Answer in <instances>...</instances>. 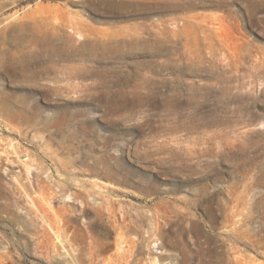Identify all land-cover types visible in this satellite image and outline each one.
<instances>
[{"label":"rangeland","instance_id":"obj_1","mask_svg":"<svg viewBox=\"0 0 264 264\" xmlns=\"http://www.w3.org/2000/svg\"><path fill=\"white\" fill-rule=\"evenodd\" d=\"M0 264H264V0H0Z\"/></svg>","mask_w":264,"mask_h":264}]
</instances>
